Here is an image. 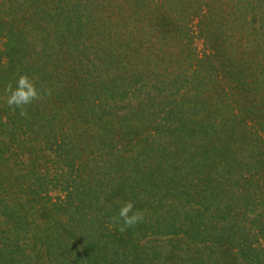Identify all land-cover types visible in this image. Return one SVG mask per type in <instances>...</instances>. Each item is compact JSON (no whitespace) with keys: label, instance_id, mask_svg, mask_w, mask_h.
<instances>
[{"label":"trees","instance_id":"obj_1","mask_svg":"<svg viewBox=\"0 0 264 264\" xmlns=\"http://www.w3.org/2000/svg\"><path fill=\"white\" fill-rule=\"evenodd\" d=\"M0 264H264V0H0Z\"/></svg>","mask_w":264,"mask_h":264},{"label":"clouds","instance_id":"obj_2","mask_svg":"<svg viewBox=\"0 0 264 264\" xmlns=\"http://www.w3.org/2000/svg\"><path fill=\"white\" fill-rule=\"evenodd\" d=\"M48 94L50 90L41 91L27 74L20 75L15 81V86L10 81L4 87L6 105L13 111L18 109L22 117L28 115L27 106ZM111 221L118 225L119 231L125 232L144 221V212L136 209L132 201H127L120 207L118 214L111 218Z\"/></svg>","mask_w":264,"mask_h":264}]
</instances>
